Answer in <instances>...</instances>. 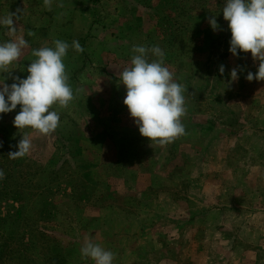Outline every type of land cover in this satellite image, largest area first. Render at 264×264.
Returning <instances> with one entry per match:
<instances>
[{"label":"rangeland","instance_id":"374dc122","mask_svg":"<svg viewBox=\"0 0 264 264\" xmlns=\"http://www.w3.org/2000/svg\"><path fill=\"white\" fill-rule=\"evenodd\" d=\"M225 0H0V43L27 45L6 72L24 78L34 49L80 43L64 58L75 99L53 105L57 129L0 114V264H93L86 239L113 264H264V80L238 83ZM215 18L213 30L209 20ZM134 45L159 46L186 87L185 135L142 137L122 103ZM156 57L149 54V60ZM244 77L260 63L240 53ZM223 65L224 71H219ZM26 135L28 155L10 159Z\"/></svg>","mask_w":264,"mask_h":264},{"label":"clouds","instance_id":"9594fccd","mask_svg":"<svg viewBox=\"0 0 264 264\" xmlns=\"http://www.w3.org/2000/svg\"><path fill=\"white\" fill-rule=\"evenodd\" d=\"M43 2L47 8L51 0ZM222 15L230 31L229 52L233 56L250 52L260 61L256 72H249L246 79L264 80V0H225ZM209 24L213 30L218 27L214 17ZM0 25L15 32L12 15L0 18ZM26 45L23 37L0 43V72L11 69ZM70 47L78 53L83 52L76 40L69 44L56 39L51 47L33 50L35 59L28 65L26 77L14 76L15 82L10 85L0 78V114L11 112L19 105L12 121L14 127L34 130L41 135H49L57 129L60 116L52 106L67 108L75 99L63 62ZM131 51L130 66L125 67L119 76L126 92L122 103L142 137L159 145L169 144L185 135L181 118L186 113V87L176 82L174 74L164 65L165 53L159 46L134 45ZM149 54L156 59L149 60ZM219 71L223 73V65ZM230 77L233 81L238 78L236 69L231 70ZM31 147L30 138L22 135L17 150L10 151L7 156L10 159L23 158ZM4 175L0 169V180ZM80 255L82 259H91L93 264H113L115 259L114 252L91 239L84 241Z\"/></svg>","mask_w":264,"mask_h":264},{"label":"trees","instance_id":"16d2710c","mask_svg":"<svg viewBox=\"0 0 264 264\" xmlns=\"http://www.w3.org/2000/svg\"><path fill=\"white\" fill-rule=\"evenodd\" d=\"M242 53V52H240ZM240 53L239 55H236V57H238V60H237V75H238V83L241 85L244 83L246 77H244V75L242 74L243 70H244V66L242 65V61L239 59L240 57ZM1 219H3L0 215V221H2ZM2 252L0 250V263H1V260H2Z\"/></svg>","mask_w":264,"mask_h":264}]
</instances>
